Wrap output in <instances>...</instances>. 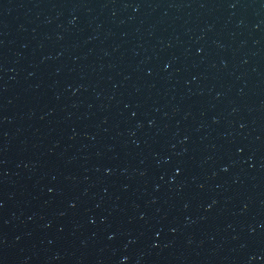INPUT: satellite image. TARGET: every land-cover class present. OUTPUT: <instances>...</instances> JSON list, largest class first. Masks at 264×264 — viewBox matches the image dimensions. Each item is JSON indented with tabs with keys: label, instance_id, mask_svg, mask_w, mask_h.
<instances>
[{
	"label": "water",
	"instance_id": "1",
	"mask_svg": "<svg viewBox=\"0 0 264 264\" xmlns=\"http://www.w3.org/2000/svg\"><path fill=\"white\" fill-rule=\"evenodd\" d=\"M0 264H264V0H0Z\"/></svg>",
	"mask_w": 264,
	"mask_h": 264
}]
</instances>
